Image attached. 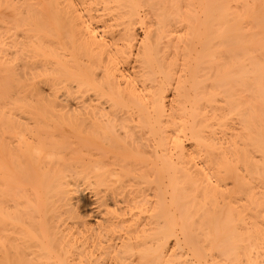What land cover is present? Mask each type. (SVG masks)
Listing matches in <instances>:
<instances>
[{
    "label": "bare ground",
    "instance_id": "6f19581e",
    "mask_svg": "<svg viewBox=\"0 0 264 264\" xmlns=\"http://www.w3.org/2000/svg\"><path fill=\"white\" fill-rule=\"evenodd\" d=\"M0 264H264V0H0Z\"/></svg>",
    "mask_w": 264,
    "mask_h": 264
},
{
    "label": "rangeland",
    "instance_id": "374dc122",
    "mask_svg": "<svg viewBox=\"0 0 264 264\" xmlns=\"http://www.w3.org/2000/svg\"><path fill=\"white\" fill-rule=\"evenodd\" d=\"M68 130V129H67ZM89 196H87V198H88ZM90 198V197H89ZM87 201V200H86ZM90 200L88 199V202H86V205H85V209H87L88 211L89 210H91V208H92V203H91V201L89 202Z\"/></svg>",
    "mask_w": 264,
    "mask_h": 264
}]
</instances>
